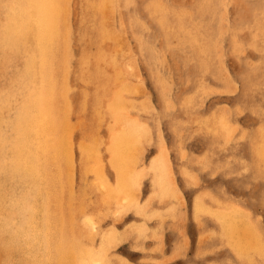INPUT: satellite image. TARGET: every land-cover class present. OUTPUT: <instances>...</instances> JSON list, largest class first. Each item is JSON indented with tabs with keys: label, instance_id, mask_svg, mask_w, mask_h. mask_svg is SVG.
<instances>
[{
	"label": "rangeland",
	"instance_id": "obj_1",
	"mask_svg": "<svg viewBox=\"0 0 264 264\" xmlns=\"http://www.w3.org/2000/svg\"><path fill=\"white\" fill-rule=\"evenodd\" d=\"M104 1L70 0V4L65 1L70 9L62 1L57 3L53 20L65 18L72 40L70 67L65 70L67 73L63 71V80L69 75V85L68 91L64 88L66 93L63 90L66 112L61 119L60 206L56 200L59 197L53 194L55 186L48 185V180L40 184L38 195L32 198L33 209L27 222L28 243L19 242L18 237L14 241L16 247L24 245L20 252H28V258L20 260L16 250L9 256L11 260L6 258L2 264L14 261L39 264L44 260L42 264H58V255L64 252V256H70L67 253L74 247L80 255L75 260L72 251V258L60 259L61 264H124L125 261L127 264H264V0H127L128 5L125 0H118L120 5L117 3L115 12L108 10L111 3L105 6L107 10L103 7L107 15L103 9L100 12L88 5H103ZM63 6L68 8L67 12ZM158 8H163V12ZM159 16L163 18L158 19ZM55 30V34L60 32ZM195 30L198 33L201 30L202 36ZM231 38L235 39L233 44ZM102 54L105 57L101 58ZM19 57L17 65L0 71V100L6 85L18 74L23 55ZM116 60L121 67L116 65ZM98 64L105 65L102 72L105 69L107 72L96 73ZM103 98H110L107 111L100 108ZM79 104L83 105L79 107ZM128 104L132 107L124 106ZM14 111L7 112L8 118H12ZM230 126L233 128L229 129ZM63 148L68 150L66 154ZM128 150H132L130 156ZM92 152L97 156L90 157ZM128 163L131 165L126 167ZM51 209L60 211L51 217L48 215ZM239 234L246 238L255 234L257 239L249 241L240 251L234 245ZM57 240L62 242L56 244Z\"/></svg>",
	"mask_w": 264,
	"mask_h": 264
},
{
	"label": "bare ground",
	"instance_id": "obj_2",
	"mask_svg": "<svg viewBox=\"0 0 264 264\" xmlns=\"http://www.w3.org/2000/svg\"><path fill=\"white\" fill-rule=\"evenodd\" d=\"M59 1L64 2L63 5L68 6V3L70 0H0V71L5 72L7 71L12 65H17L18 60L20 59V55H23V60H22V64L20 69L18 70V74H16L15 78H12L10 80V82L6 85L5 87V93L2 97V99L0 100V264H2V262L6 259L9 258V260H11L10 254L14 251H18L19 253L18 256L20 257V260H24L23 257L27 256L26 251L24 252H20V250L24 249V245L16 247L14 246V241L17 239V237L19 238V242H23L25 244L28 243V234H29V226H28V220L30 218L31 215V210L33 209V201L34 199L33 196H37L39 193V186L40 184H44L46 180H48V185L53 184L55 186L54 190H56L55 193H53L55 196L59 197L56 200L57 205L60 206L59 200H60V188L58 186L59 182H60V172H61V151H62V146H61V119L64 118V114L66 112V106L64 107V103H66L65 100V96L63 93L64 88L67 89L68 91V77L69 75L65 76L64 80H63V73L68 71L69 69V63L71 62L72 59V55L70 53V45L69 42L70 41V29H69V24H67L68 22L66 20H64L65 16L62 17L64 18L61 21H54L53 20V15L56 13L57 11V3ZM66 2L67 5H66ZM81 1V0H80ZM94 1V0H93ZM118 0H105L103 5L102 4H98L95 5L94 3H96L97 1H95L94 3H90L88 5H91L90 8H95L96 10L102 12L101 10L103 9V7L107 6L108 3L112 4L111 8H108V10L110 11H114L116 9L117 6V2ZM150 1V0H149ZM156 2V0H154ZM154 1H151L152 4ZM162 1V0H161ZM193 1V0H192ZM191 1V2H192ZM198 1V0H197ZM196 1V3H197ZM201 1V0H199ZM205 1V0H204ZM225 1V0H224ZM224 1H222L224 3ZM228 1V0H227ZM233 1V0H232ZM107 2V3H106ZM125 2L127 3V0H125ZM134 2V1H132ZM178 2V1H177ZM190 2V3H191ZM106 3V4H105ZM125 3V4H126ZM129 3V1H128ZM127 3V5H128ZM158 3V2H157ZM156 3V4H157ZM161 3V2H160ZM166 3V2H164ZM200 3V2H198ZM203 3V2H202ZM62 4V3H61ZM70 4V3H69ZM155 4V5H156ZM163 4V3H162ZM118 5H120L118 3ZM161 4H158V7ZM94 6V7H93ZM162 6V5H161ZM167 6V5H166ZM184 6V5H183ZM64 7V6H63ZM108 7V6H107ZM110 7V6H109ZM173 7V6H172ZM182 7V6H181ZM197 7V6H196ZM199 7V6H198ZM201 7V6H200ZM256 7V6H255ZM262 7V6H261ZM106 8V7H105ZM121 8V7H120ZM155 8V7H154ZM191 8V7H190ZM224 8H226L224 6ZM253 8V7H252ZM257 8V7H256ZM65 11H68V8H65ZM63 9V11H64ZM70 9V7H69ZM157 9V8H156ZM156 9L154 10L156 12ZM160 10V8H158ZM163 8H161L160 11L163 12L162 10ZM184 9H186L184 7ZM92 10V9H91ZM94 10V9H93ZM107 10V8L105 9ZM103 9V11L106 13ZM152 10V11H153ZM159 10H157L159 12ZM180 10V9H178ZM199 10V9H197ZM223 10V9H222ZM90 11V10H89ZM97 11V12H98ZM150 11V10H149ZM153 11V13H155ZM167 11H168V6H167ZM185 11V10H184ZM183 11V12H184ZM253 11V10H252ZM93 12V11H92ZM103 12V13H104ZM113 12V13H114ZM178 12V11H177ZM182 12V13H183ZM188 12V11H187ZM104 13V14H105ZM110 13V12H109ZM151 13V12H150ZM161 13V12H160ZM186 13V12H185ZM190 13V12H189ZM192 13V10H191ZM223 13V11H222ZM226 13V12H225ZM224 13V14H225ZM255 13V12H252ZM67 14V13H66ZM69 14V13H68ZM86 14V13H85ZM84 14V15H85ZM87 14H89L87 12ZM94 14V13H93ZM162 14V13H161ZM166 14V13H165ZM181 14V12H180ZM177 15V16H181V15ZM227 14V13H226ZM257 14V13H256ZM70 15V14H69ZM91 15V14H90ZM107 15V13H106ZM114 15V14H112ZM159 15V14H158ZM157 15V16H158ZM163 15V14H162ZM259 15V14H258ZM69 17V16H68ZM89 17L88 15L86 16V18ZM106 17V16H105ZM161 17V16H159ZM158 19H162L163 17ZM190 17V16H189ZM256 17V16H255ZM259 17V16H258ZM70 18V17H69ZM85 18V16H84ZM93 18V17H92ZM107 18V17H106ZM109 19L111 18L108 17ZM113 18V17H112ZM131 18V17H130ZM198 18V16H197ZM195 17V19H197ZM257 18V17H256ZM90 19V18H88ZM97 19V18H96ZM95 16H94V20ZM178 19L181 20V17H179ZM186 19V17H185ZM189 19V18H188ZM199 19V18H198ZM228 19V17H227ZM226 19V21H227ZM105 20V19H104ZM113 21L116 20L115 18L112 19ZM187 20V19H186ZM194 20V19H193ZM201 22L203 19H201ZM222 20V19H221ZM230 20V19H229ZM251 21L253 20V16L250 19ZM249 20V21H250ZM70 21V20H69ZM112 21V22H113ZM160 21V20H158ZM198 21V20H197ZM250 21V22H251ZM84 22V21H83ZM111 22V21H110ZM184 22V21H183ZM190 22V21H189ZM249 22V23H250ZM70 23V22H69ZM98 23V21H97ZM104 23V22H103ZM102 23V26H103ZM108 24V21L104 24ZM115 23V22H114ZM135 23V22H134ZM191 23V22H190ZM247 23V22H246ZM245 23V25H246ZM99 24V23H98ZM131 24V23H130ZM181 24L182 26V22L180 21L179 25ZM186 24V23H185ZM194 24L195 23H191ZM132 25V24H131ZM130 25V26H131ZM143 25V24H142ZM162 26L164 24H161ZM168 25V23H167ZM166 25V26H167ZM178 25V26H179ZM199 25H201V23H199ZM229 25V24H228ZM227 25V28H228ZM244 25V24H242ZM250 25V24H249ZM97 26V25H96ZM101 26V24L99 25ZM105 26V25H104ZM103 26V27H104ZM172 27L171 30L173 29V25H171ZM197 26V24H196ZM232 26V24H231ZM264 26V25H263ZM107 27V25H106ZM168 27V26H167ZM167 27H165L164 29H166ZM190 27V25H188V28ZM226 27V26H225ZM223 27V28H225ZM230 27V25H229ZM60 29V32L56 33V30ZM96 28V27H95ZM94 28V29H95ZM99 28V27H98ZM131 28V27H130ZM180 28V26H179ZM185 28V26H184ZM183 28V29H184ZM193 28V27H192ZM195 28V27H194ZM198 28V27H196ZM222 28V29H223ZM239 28V27H238ZM246 28V26H245ZM244 28V29H245ZM97 29V28H96ZM106 29V28H104ZM181 29V28H180ZM187 29V28H186ZM185 29V30H186ZM199 29V28H198ZM197 29V31H198ZM226 29V28H225ZM237 29V28H235ZM98 30V29H97ZM126 30V29H125ZM184 30V31H185ZM189 30V29H188ZM193 30V29H191ZM190 30V31H191ZM234 30V28H233ZM232 30V33H233ZM241 30V28H240ZM106 31V30H105ZM109 32V30H107L106 32ZM177 31V30H176ZM183 31V30H182ZM222 32H224L223 30H221ZM236 31V30H235ZM243 31V29H242ZM100 32H101V28H100ZM112 33V31H110ZM109 32V33H110ZM114 32V31H113ZM124 32V31H123ZM192 32V31H191ZM194 32V31H193ZM196 32V30H195ZM194 32V34H195ZM201 32V30H200ZM199 32V33H200ZM237 32V31H236ZM102 33V35H103ZM175 33V32H174ZM182 33V32H181ZM184 33V32H183ZM186 33L188 34L189 32L186 31ZM198 33V32H196ZM198 33V34H199ZM203 34V32H201ZM220 33V32H219ZM225 33V32H224ZM235 33V32H234ZM108 34V33H107ZM105 34V37L106 35ZM113 34V33H112ZM135 34V33H134ZM202 34H199L200 36H202ZM231 34V32H230ZM99 35V34H98ZM137 34H135L136 36ZM191 35V34H190ZM221 35V34H220ZM224 35V34H223ZM223 35H221L222 37H224ZM245 35V34H244ZM109 36V35H107ZM205 36V34H204ZM232 36V35H231ZM243 36V35H242ZM247 36V35H246ZM82 37V36H81ZM101 37V36H100ZM112 38V35L110 36ZM115 37V36H114ZM138 37V36H137ZM188 37V36H187ZM239 37V36H238ZM186 38V37H185ZM191 38V37H190ZM189 38V39H190ZM202 38V37H201ZM250 38V36H249ZM100 39V38H99ZM115 39V38H114ZM188 39V40H189ZM203 39V38H202ZM210 39V38H209ZM215 39H219L216 38ZM104 40V39H102ZM141 40V39H140ZM187 40V41H188ZM206 40V39H205ZM205 40L201 41L204 42ZM223 40V38H222ZM246 40V39H245ZM248 40V39H247ZM98 41V40H97ZM118 41V40H117ZM192 41V40H190ZM195 41V40H194ZM214 41V40H213ZM219 41V40H218ZM232 40L231 38V43ZM243 41V39H242ZM206 43H209V41H205ZM204 42V43H205ZM217 42V41H216ZM99 43V42H98ZM123 43V42H121ZM191 43V42H190ZM218 43V42H217ZM241 43V42H240ZM180 44V43H179ZM203 44V43H202ZM233 44V43H232ZM239 44V43H238ZM246 44V43H245ZM65 45V47H64ZM114 45V44H113ZM120 46H122L121 44H119ZM118 45V46H119ZM205 45V44H204ZM214 45V42H213ZM221 45V43H220ZM223 45V43H222ZM140 46V44H139ZM143 46V45H142ZM208 46V45H207ZM215 46V45H214ZM219 46V43L217 45ZM216 46V47H217ZM239 46V45H238ZM242 46V45H241ZM247 48L249 46L245 45ZM244 46V47H245ZM217 47V48H218ZM231 47V46H230ZM245 47V48H246ZM184 48V47H183ZM205 48V47H204ZM222 48V47H221ZM243 48V47H242ZM116 49V48H115ZM120 49V48H117ZM125 49V48H124ZM198 49V48H196ZM220 49V48H218ZM258 49V48H257ZM126 50V49H125ZM129 50V49H128ZM199 50V49H198ZM223 50V49H221ZM229 50V49H228ZM241 50V49H240ZM119 51V50H118ZM117 51V52H118ZM206 51L208 52V50L206 49ZM257 51V50H256ZM116 52V51H115ZM130 52V51H128ZM128 52L126 54H128ZM206 52V53H207ZM220 52V51H219ZM222 52V51H221ZM220 52V53H221ZM230 52V51H229ZM242 52V51H241ZM111 53V52H110ZM132 53V52H131ZM203 53V52H202ZM224 53V52H222ZM234 53V52H233ZM245 53V52H244ZM260 53V52H259ZM117 54V53H116ZM125 54V52L123 53V55ZM231 54V53H230ZM238 54V53H237ZM263 54V53H260ZM110 55V54H109ZM113 55V54H112ZM136 55V54H135ZM217 55V54H216ZM220 55V54H219ZM85 56V55H84ZM103 54L101 55V58H103ZM121 56V55H120ZM208 56V54H207ZM221 56L223 57V55L221 54ZM252 56V55H250ZM105 57V56H104ZM107 57V56H106ZM118 57V56H117ZM130 57V56H129ZM135 57V56H134ZM261 58H263L262 56H260ZM220 58V57H219ZM257 58H259L257 56ZM86 59H88L86 57ZM107 59V58H106ZM110 59V58H109ZM137 59V58H136ZM207 59V58H206ZM222 58H220L219 60H221ZM246 59V58H245ZM103 59H101L102 61ZM115 60V59H114ZM214 60V59H213ZM264 60V59H263ZM117 61V60H116ZM115 61V62H116ZM82 62V61H81ZM110 62V61H109ZM114 62V61H113ZM118 62V61H117ZM161 62V61H160ZM84 63V62H82ZM87 63V62H86ZM106 63V62H105ZM136 63V62H135ZM123 64V63H122ZM112 65V64H111ZM117 66L119 65L116 64ZM131 65V64H130ZM262 65V64H261ZM86 66V65H85ZM107 66V65H106ZM114 66V65H113ZM112 66V67H113ZM132 66V65H131ZM138 66V65H137ZM260 66V65H259ZM105 67V65H104ZM104 67H102L101 64H98L97 66V71H95L96 73L100 74L106 71L102 70L104 69ZM110 67V66H109ZM115 67V66H114ZM121 67V66H118ZM130 67V66H129ZM249 67V65H248ZM257 67V66H256ZM108 68V67H107ZM137 68V67H136ZM135 68V70H137ZM17 69V68H16ZM120 69V68H119ZM66 70V71H65ZM114 70V68H113ZM117 70V69H116ZM258 70V68H257ZM64 71V72H63ZM134 71V68H133ZM107 72V71H106ZM105 72V73H106ZM119 71H117L118 73ZM137 72V71H135ZM264 72V71H263ZM67 73V72H66ZM88 74V72H86ZM122 73V72H121ZM134 73V72H133ZM139 73V72H138ZM226 73V72H225ZM257 73V72H256ZM98 74H96L97 77H101ZM108 74V73H107ZM109 74H112L109 73ZM140 74V73H139ZM152 74V73H151ZM222 74V73H221ZM262 74V73H261ZM229 75V74H228ZM232 75V74H231ZM264 76V74H262ZM89 76V75H88ZM87 76V78H88ZM95 76V75H94ZM110 76V75H109ZM108 76V77H109ZM118 76V75H116ZM124 76V73H123ZM122 76V77H123ZM261 76V77H263ZM11 76H9L10 78ZM84 78V76H83ZM82 78V79H83ZM114 78V77H113ZM117 78V77H116ZM118 78H120L118 76ZM117 78V79H118ZM80 79V78H79ZM90 79V78H88ZM97 79V78H96ZM116 80V79H115ZM97 81V80H96ZM114 81V80H113ZM130 81V79H129ZM132 81V80H131ZM89 82V81H88ZM115 82V81H114ZM126 82V81H125ZM231 83V82H230ZM131 84V83H130ZM163 84V83H160ZM234 84V83H233ZM95 85V83H94ZM97 85V84H96ZM95 85V86H96ZM125 85V84H124ZM137 85V84H136ZM169 85V84H168ZM204 85V84H203ZM229 85V84H228ZM126 86V85H125ZM133 86V85H132ZM129 87V86H128ZM126 87V88H128ZM204 87V86H203ZM212 87V86H211ZM219 87V86H218ZM221 87V86H220ZM83 88V87H82ZM123 88V87H122ZM136 88V87H135ZM214 88V87H213ZM70 89V88H69ZM98 89V88H97ZM125 89V88H123ZM207 89V88H206ZM209 89H211L209 87ZM208 89V90H209ZM129 90V89H128ZM2 91V90H1ZM88 91V90H87ZM224 91V90H223ZM222 91V92H223ZM4 92V91H3ZM2 92V93H3ZM64 92L66 93V90H64ZM127 92V91H126ZM135 92V91H134ZM138 92V91H137ZM194 92V91H192ZM229 92V91H228ZM231 92V90H230ZM87 93V92H86ZM141 93V92H140ZM195 93V92H194ZM193 93V94H194ZM85 94V93H84ZM136 94V93H135ZM88 95V94H85ZM121 96V93H120ZM119 96V97H120ZM193 97V95H191ZM191 96H189V98H192ZM199 96V95H198ZM108 97V95H107ZM125 97V96H124ZM201 97V96H200ZM129 98V97H127ZM131 99V98H130ZM133 99V98H132ZM193 99V98H192ZM191 99V100H192ZM200 99V98H199ZM80 100V98H79ZM86 100V99H85ZM168 100V99H167ZM19 101V102H18ZM68 101V100H67ZM82 101V100H81ZM169 101V100H168ZM171 101V100H170ZM102 110L107 111L109 110V102H110V98L109 99H104L102 100ZM133 102V100H132ZM166 102V101H165ZM182 102V101H181ZM200 102V101H199ZM18 103V104H17ZM63 103V104H62ZM125 103V102H124ZM141 103V102H140ZM171 103V102H170ZM190 103V102H189ZM230 103V102H229ZM71 104L68 102V105ZM86 104V103H85ZM131 104V103H130ZM191 104V103H190ZM67 105V106H68ZM83 104H79V107H81ZM99 105V103H98ZM113 105V104H112ZM119 105V103L117 104ZM236 105V104H235ZM70 106V105H69ZM124 106H128V107H132V105H124ZM143 106V105H142ZM146 106V105H145ZM167 106V105H166ZM195 106V105H194ZM127 107V108H128ZM200 107V106H199ZM253 107V106H252ZM251 107V108H252ZM99 108V109H100ZM153 108V106H152ZM186 108V107H185ZM11 109H15V114L12 116V118H8V114L7 112H9V110ZM98 109V108H97ZM96 109V110H97ZM155 109V108H154ZM215 109V108H214ZM213 109V110H214ZM145 110V109H144ZM189 110V109H188ZM253 110V109H252ZM91 111V110H90ZM101 111V110H100ZM147 111V110H146ZM210 111V110H208ZM114 112V111H112ZM187 112V111H186ZM192 112V111H191ZM195 112V111H194ZM212 112V111H211ZM100 113V112H99ZM104 113V112H103ZM205 113V112H204ZM230 113V112H229ZM11 114V113H10ZM9 114V115H10ZM125 114V113H124ZM199 114V113H198ZM202 114V113H200ZM199 114V115H200ZM235 114V113H234ZM82 115V114H81ZM225 115V114H224ZM228 115V114H227ZM231 115V114H230ZM114 116V114H113ZM11 117V116H10ZM67 117V116H66ZM65 117V118H66ZM132 117V116H131ZM227 117V116H226ZM106 118V117H105ZM135 118V117H134ZM203 118V117H202ZM212 119H215V117H212ZM82 119V118H81ZM200 119V118H199ZM198 119V120H199ZM204 119V118H203ZM207 119V118H206ZM225 119V118H224ZM109 120V119H108ZM222 120V119H221ZM227 120V119H226ZM225 120V121H226ZM63 121V120H62ZM119 121V120H118ZM129 121H131V119H129ZM230 121V119H229ZM239 121V120H238ZM117 122V121H116ZM207 122V121H206ZM224 122V120H223ZM262 122V121H260ZM78 123V122H77ZM130 123V122H129ZM134 124V122H132ZM131 123V124H132ZM231 122H228V125ZM183 124V122H182ZM212 124V123H211ZM261 124V123H260ZM128 125V124H126ZM135 125V124H134ZM241 125V124H240ZM65 126V125H64ZM67 126V125H66ZM122 126V125H120ZM261 126V125H260ZM232 126L228 127L229 129ZM233 127H235L233 125ZM232 127V128H233ZM264 127V126H263ZM112 128V127H111ZM126 126H124V130H125ZM222 128V127H221ZM220 128V129H221ZM227 128V129H228ZM231 128V129H232ZM257 128V126L255 127ZM210 129V128H209ZM259 129V128H258ZM257 129V130H258ZM64 130V128H63ZM67 130V128L65 129V131ZM123 130V131H124ZM217 130V129H216ZM235 130V129H233ZM232 130V132H233ZM64 131V132H65ZM68 131H71L68 130ZM122 131V130H121ZM126 131V130H125ZM127 132V131H126ZM160 132V131H159ZM180 132V131H179ZM215 132V131H214ZM223 132L220 130V133ZM259 132V131H258ZM257 132V133H258ZM262 132V131H261ZM68 132H66L67 134ZM123 133V132H122ZM128 133V132H127ZM125 133V134H127ZM228 133V132H227ZM242 133V131L240 132ZM245 133V132H244ZM262 134V133H261ZM65 135V133H64ZM70 135V133H69ZM144 135V134H143ZM147 135V134H145ZM228 135V134H226ZM263 135V134H262ZM101 136V135H100ZM66 137V136H65ZM106 137V136H105ZM136 137V136H135ZM134 137V140H135ZM221 137V135H220ZM223 137V136H222ZM232 137V136H231ZM235 137V136H234ZM69 138V137H68ZM102 138V137H101ZM104 138V137H103ZM130 138V137H129ZM147 138V136H146ZM163 138V137H162ZM67 139V138H66ZM122 139V138H121ZM65 140V138H64ZM71 140V138H70ZM132 140V139H131ZM226 140V138H225ZM223 140V141H225ZM95 141V139H94ZM104 141V140H102ZM231 141V140H230ZM263 141V140H262ZM129 142V141H128ZM160 142V141H159ZM67 145V142H64L63 144ZM139 143H140V139H139ZM142 143V142H141ZM179 143V142H178ZM225 143V142H224ZM82 144V143H81ZM163 144V143H162ZM226 144V143H225ZM70 147L71 142H70ZM130 145V144H129ZM128 145V147H129ZM137 145V144H136ZM135 144H133V147L135 146V148L137 147ZM83 146V144H82ZM86 145L84 144L83 147H85ZM112 146V145H111ZM142 146V145H141ZM69 147V148H70ZM110 147V146H109ZM131 147V145H130ZM132 147V148H133ZM133 148V152L134 149ZM224 148V147H223ZM65 148H63L64 150ZM124 149V148H122ZM127 149V148H125ZM124 149V151H126ZM70 150V149H69ZM83 150V149H82ZM92 150V149H91ZM104 150V149H103ZM132 150H128L127 153L129 154L128 156H130L131 151ZM142 150V149H141ZM71 151V150H70ZM136 151V149H135ZM162 151V150H161ZM65 154L68 152V150H64ZM132 152V153H133ZM184 152V150H183ZM136 152H134L135 154ZM181 153V152H180ZM205 153V152H204ZM64 154V153H63ZM70 154V153H69ZM93 152L89 155L90 157L94 156L95 154H93ZM185 154V153H184ZM68 155V154H67ZM66 155V156H67ZM73 155V154H72ZM84 155V153H83ZM137 155V154H136ZM186 155V154H185ZM97 156V155H95ZM181 156V155H180ZM257 156V155H256ZM69 157V156H68ZM71 157V155H70ZM204 157V156H203ZM206 157V156H205ZM73 158V157H72ZM71 158V159H72ZM130 158V157H129ZM230 158V157H229ZM68 159V158H67ZM65 158V160H67ZM70 159V162H71ZM94 159V158H93ZM113 159V158H112ZM123 159V157H122ZM187 159V158H186ZM129 159H127L126 161H128ZM135 160V159H134ZM155 160V159H154ZM95 161V160H94ZM152 161V160H151ZM163 163V160H161ZM209 161V160H208ZM227 161V160H226ZM246 161V160H245ZM98 162V161H97ZM101 162V161H100ZM114 162V161H113ZM135 162V161H134ZM211 162V161H210ZM78 163V162H77ZM131 163V162H129ZM126 167H129V164ZM206 163V162H205ZM69 164V161H68ZM125 163H123L124 165ZM136 164V163H135ZM134 164V165H135ZM164 164V163H163ZM71 164V168H72ZM75 165V164H74ZM91 165V164H90ZM100 165L102 166V164H99L98 166L100 167ZM110 165V164H109ZM133 165V164H132ZM147 165V164H146ZM150 165V164H149ZM190 166V165H189ZM204 166V165H203ZM245 166V165H244ZM121 167V165H120ZM125 167V168H126ZM131 167V166H130ZM154 167V166H153ZM90 168V166H89ZM119 168V167H118ZM132 168V167H131ZM184 168V167H183ZM96 169V168H95ZM102 169V168H101ZM122 170V169H121ZM128 171V168L125 169V171ZM71 171V170H69ZM93 171V170H92ZM119 171V170H118ZM74 172V171H73ZM86 172V171H85ZM183 172V171H182ZM190 172V171H188ZM193 172V171H192ZM87 173V172H86ZM124 173V171H123ZM195 173V171H194ZM119 174V173H118ZM128 174V173H127ZM47 175V176H46ZM55 175V176H52ZM196 175V174H194ZM71 176V174H70ZM126 176V173L124 174V177ZM123 177V178H124ZM130 178V177H129ZM120 179H122L120 177ZM108 180V179H107ZM126 180V179H125ZM71 181V180H70ZM94 181V180H93ZM95 182V181H94ZM97 183V182H96ZM103 183V182H101ZM195 184V183H194ZM97 185V184H96ZM99 185V184H98ZM102 185V184H101ZM104 185H102L103 187ZM191 186V185H190ZM45 187V185H44ZM105 187V186H104ZM103 187V188H104ZM42 188V186H41ZM209 188V186H208ZM44 189V188H43ZM105 189V188H104ZM51 191V190H50ZM133 191V190H132ZM130 191V192H132ZM181 191V190H179ZM113 192V191H112ZM204 192V191H203ZM111 193V191H110ZM114 193V192H113ZM132 194V193H131ZM140 194V193H139ZM201 194V193H200ZM109 196V195H108ZM113 196V195H112ZM121 196V195H120ZM129 196V195H128ZM201 197V196H200ZM42 198L44 199V197L42 196ZM121 198V197H120ZM119 198V199H120ZM124 198V197H122ZM121 198V199H122ZM130 198V196L128 197ZM132 199L134 197H131ZM130 198V199H131ZM17 199H19L17 202V204L15 205V207H12L13 202L16 201ZM36 200V199H35ZM52 200H55L52 198ZM125 200V199H123ZM163 200V199H162ZM214 200V199H213ZM228 200V199H227ZM43 201V200H42ZM122 201V200H121ZM120 201V202H121ZM133 201H135L133 199ZM133 201H130L131 203ZM229 201V200H228ZM162 202V201H160ZM135 203V202H134ZM183 203V202H182ZM44 204H47L46 201H44ZM214 204V202H213ZM181 205V204H180ZM95 206V205H94ZM223 206V205H222ZM221 206V207H222ZM147 207V206H146ZM38 208V207H37ZM81 208V207H80ZM97 208V207H96ZM180 208V207H179ZM241 208V207H240ZM94 209V208H93ZM119 210V209H118ZM44 211V210H43ZM60 209H51V211L48 213L49 216L51 217H55V215L57 214L56 212H59ZM94 211V210H93ZM123 212V211H121ZM110 213V212H109ZM119 213V212H118ZM181 213V212H180ZM252 213V212H251ZM183 214V213H182ZM187 214V213H186ZM176 215V214H175ZM6 216V217H5ZM43 216V215H42ZM57 216V215H56ZM117 216V214H116ZM77 217V216H76ZM179 218V217H178ZM250 218V217H248ZM85 219V217H84ZM93 219V218H92ZM167 219V218H166ZM88 220V219H87ZM137 220V219H136ZM201 220V217H200ZM251 220V219H250ZM77 221V220H76ZM86 221V220H85ZM226 221H231V220H226ZM252 221V220H251ZM14 222H15V226L17 225L18 227L15 228L14 226ZM91 223V221H89ZM173 222V221H172ZM217 222V221H216ZM256 222V221H255ZM87 223V222H86ZM199 223V222H198ZM253 223V222H252ZM94 224V223H93ZM172 224V223H171ZM230 225H234L232 222H229ZM49 225V224H48ZM47 225V226H48ZM77 225V224H76ZM169 225V224H168ZM48 226V227H52ZM157 226V225H156ZM255 226V225H254ZM93 227V226H92ZM113 227V226H112ZM33 228V227H31ZM36 228V227H35ZM74 228V227H73ZM163 228V227H162ZM116 229V228H114ZM128 229V228H127ZM214 229V228H213ZM256 229V227H255ZM38 230V229H37ZM79 230V229H78ZM90 230V229H89ZM162 230V229H161ZM42 231V230H41ZM115 231V230H114ZM117 231V230H116ZM126 231V230H125ZM128 231V230H127ZM220 231L222 232V230L220 229ZM263 231V230H262ZM38 233L40 232L39 230L37 231ZM74 232V231H73ZM99 232V231H98ZM123 232V231H122ZM216 232V231H214ZM220 232V233H221ZM258 232V231H257ZM49 233V232H48ZM116 233H119L116 232ZM115 233V234H116ZM211 233V232H210ZM213 233V232H212ZM217 233V234H220ZM223 233V232H222ZM262 233V232H260ZM35 234V233H34ZM37 234V233H36ZM41 234V233H40ZM83 234V233H82ZM130 234V233H129ZM128 234V236H129ZM215 234V233H214ZM245 234V233H244ZM30 235V234H29ZM80 236V233L77 234ZM85 235V234H83ZM113 233L111 234L112 237ZM201 235V234H200ZM247 235V234H246ZM34 236V235H33ZM48 236V235H47ZM75 236V235H73ZM78 236V237H79ZM97 236V235H96ZM119 237V235H117ZM125 236V235H124ZM127 236V235H126ZM155 236V235H154ZM157 236V235H156ZM35 237V236H34ZM39 237V236H38ZM45 237V235H44ZM153 237V236H152ZM159 237V236H158ZM252 238L248 237L246 238L245 236L239 234L237 236V241L234 242V245L236 246V248L240 251H243L241 248H245L247 246V243L253 242V240L257 239V236H255V234H253L251 236ZM261 237V235H260ZM30 238V237H29ZM37 238V237H36ZM40 238V237H39ZM71 238V237H70ZM75 238H77L75 236ZM80 238V237H79ZM86 238V237H85ZM84 238V239H85ZM92 238V237H91ZM113 238V237H112ZM176 238V237H175ZM223 238V237H222ZM42 239V238H40ZM48 239V238H47ZM118 239V238H117ZM203 239V238H202ZM52 240V238H51ZM72 241V238L70 239ZM81 239H79L80 241ZM83 240V239H82ZM114 240V239H113ZM119 240L121 239V236L119 238ZM139 240V239H138ZM198 240V239H197ZM223 240V239H222ZM221 240V243H222ZM263 240V238H262ZM32 241V240H31ZM37 241H39V239H37ZM44 241V240H43ZM46 241V239H45ZM49 241V240H47ZM85 241V240H84ZM108 241V240H107ZM220 241V240H219ZM51 242V241H50ZM62 242V240H57L56 244H60ZM87 242V241H86ZM116 242V241H114ZM145 242V241H144ZM200 242V241H199ZM249 242V243H250ZM36 243V242H35ZM45 243V242H44ZM68 243V242H67ZM70 243V242H69ZM74 243V241H73ZM84 243V242H83ZM117 243V242H116ZM136 243V242H135ZM37 244V243H36ZM50 244V243H49ZM86 244V243H85ZM113 244V243H112ZM226 244V243H225ZM41 245V244H40ZM47 245V243L45 244ZM88 245V244H87ZM104 245V244H103ZM33 246V245H32ZM43 246V244H42ZM41 246V247H42ZM57 246V245H56ZM75 246V245H74ZM73 246V247H74ZM112 246V245H110ZM221 246V245H220ZM226 246V245H224ZM40 247V248H41ZM52 247V245H51ZM155 247V246H154ZM212 247V246H211ZM26 248V247H25ZM35 248V247H34ZM47 249V247L45 248ZM44 249V251H45ZM49 251H50V246H49ZM47 249V250H48ZM85 249V248H84ZM88 249V248H87ZM159 249V248H158ZM41 250H43L41 248ZM46 250V251H47ZM45 251V253H46ZM59 251V250H58ZM73 251V258L76 260V256L80 255L79 250L77 251V249L74 247ZM71 252L67 253L70 254V256L72 255ZM175 251V250H174ZM202 251V250H201ZM233 251V250H232ZM42 252V251H41ZM48 252V251H47ZM36 253V252H35ZM210 253V252H209ZM52 255V252L50 253ZM111 254V253H109ZM260 254V253H259ZM16 255V254H15ZM33 255V253H32ZM36 255V254H35ZM58 255V254H57ZM66 255V254H65ZM93 255V254H90ZM200 255V254H199ZM41 256V254H40ZM39 256V258H40ZM70 256L66 255L64 256V252L62 255H58V257L60 259H66V257ZM82 256V255H81ZM113 256V255H111ZM116 256V255H115ZM35 257V256H34ZM43 257V255H42ZM89 257V256H88ZM93 257V256H92ZM117 257H120L119 255ZM181 257V256H180ZM237 257V256H236ZM13 258V257H12ZM18 258V257H17ZM28 258V256H27ZM87 258V257H86ZM90 258V257H89ZM108 258V256H107ZM113 258V257H112ZM123 258V257H122ZM33 259V258H32ZM59 259V261L61 262V260ZM109 259V258H108ZM115 259V258H113ZM257 259V258H256ZM27 260V259H26ZM31 260V259H30ZM43 260V258H42ZM48 260V257H47ZM89 260V259H88ZM150 260V259H149ZM251 260V259H250ZM249 260V261H250ZM8 261V260H7ZM25 261V260H24ZM29 261V259H28ZM35 261V260H34ZM38 261V260H37ZM41 261V259H40ZM39 261V262H40ZM45 261V260H44ZM44 261H42V263H44ZM51 261V259H50ZM57 260L58 264H61ZM99 261V260H96ZM113 261V260H112ZM123 261V260H122ZM152 261V260H151ZM15 262V261H14ZM14 262H7L8 264H12ZM33 262V260H32ZM38 262V263H39ZM68 262V261H67ZM72 262V261H71ZM118 262V261H117ZM121 262V261H120ZM147 262V261H146ZM16 263V262H15ZM27 263V261H26ZM35 263V262H34ZM41 263V262H40ZM39 263V264H40ZM41 263V264H42ZM74 263V262H73ZM82 263V262H80ZM84 263V262H83ZM92 263V262H91ZM100 263V262H99ZM126 263V261H125ZM124 263V264H125ZM129 263V262H128ZM235 263V262H234ZM243 263V262H242ZM241 263V264H242ZM18 264V262L16 263ZM22 264V263H20ZM36 264V263H35ZM47 264H50L47 263ZM64 264V263H63ZM72 264V263H71ZM106 264V263H105ZM127 264V263H126ZM217 264V263H216ZM236 264V263H235ZM256 264V263H255Z\"/></svg>",
	"mask_w": 264,
	"mask_h": 264
}]
</instances>
